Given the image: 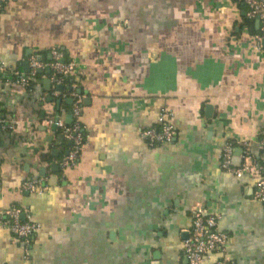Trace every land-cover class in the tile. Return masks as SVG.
Listing matches in <instances>:
<instances>
[{
  "label": "crops",
  "instance_id": "0c3cea01",
  "mask_svg": "<svg viewBox=\"0 0 264 264\" xmlns=\"http://www.w3.org/2000/svg\"><path fill=\"white\" fill-rule=\"evenodd\" d=\"M247 12L245 0L4 5L0 264H190L183 243L197 213L218 216L228 235L225 252L201 264H264L257 179L221 167L225 144L239 168L244 143L257 157L264 134V43ZM52 49L76 64L68 84L54 86L49 68L30 78V58L49 63ZM72 91L87 138L77 166L63 170L71 144L46 119L73 123ZM164 110L175 137L152 147L141 134ZM28 181L47 189L22 191ZM13 207L41 226L27 247L10 233Z\"/></svg>",
  "mask_w": 264,
  "mask_h": 264
},
{
  "label": "built area",
  "instance_id": "2783aa9c",
  "mask_svg": "<svg viewBox=\"0 0 264 264\" xmlns=\"http://www.w3.org/2000/svg\"><path fill=\"white\" fill-rule=\"evenodd\" d=\"M15 0H0V12L5 4ZM248 6L247 16L249 19H258L260 22V31L256 35L257 47L260 49L264 42V0H245ZM50 62L45 63L37 56L30 58L31 73L30 78L35 77L39 70L49 68L51 70L50 80L54 86L64 85L76 74V64L68 60L65 54L52 49L50 52ZM3 68L0 66V72ZM29 77L21 79L23 85H28ZM70 95L76 99L73 108V123L67 125L58 118L46 119L47 126H56L63 137L71 144L67 154L61 162L63 170L75 168L79 162L84 144L86 142V133L80 123L81 101L77 94L72 91ZM78 99V100H77ZM7 121L0 117V129L8 128ZM12 129L11 127H9ZM143 139L148 141L152 147L171 143L175 137V127L173 124V113L164 110L159 116V126L149 128L142 132ZM260 146L259 155L256 157L252 152L253 144L244 143V156L241 167L233 166L234 146L232 143L225 144L221 154V167L231 175L242 178L250 176L256 178L254 197L257 201L264 204V134L258 140ZM43 181H28L21 186L22 191L41 193L47 189ZM23 211L20 208L13 207L6 212V218L9 220V230L16 243L29 246L32 238L40 231V224L33 222L30 216L25 221L21 219ZM220 218L218 216H205L197 213L193 218L192 231L188 239L183 243V254L190 264H201L204 260L211 258L214 254H223L225 245L228 241L227 233L220 230ZM218 264H227L221 261Z\"/></svg>",
  "mask_w": 264,
  "mask_h": 264
},
{
  "label": "water",
  "instance_id": "95a60500",
  "mask_svg": "<svg viewBox=\"0 0 264 264\" xmlns=\"http://www.w3.org/2000/svg\"><path fill=\"white\" fill-rule=\"evenodd\" d=\"M39 59L41 60V58H39ZM59 90H61V87L59 88ZM72 103H73V101H70V104H72ZM70 124H71V122H68V125H70ZM55 168L58 169V166H56ZM53 182H55L54 179H52L51 183H53Z\"/></svg>",
  "mask_w": 264,
  "mask_h": 264
},
{
  "label": "trees",
  "instance_id": "16d2710c",
  "mask_svg": "<svg viewBox=\"0 0 264 264\" xmlns=\"http://www.w3.org/2000/svg\"><path fill=\"white\" fill-rule=\"evenodd\" d=\"M69 82V81H68ZM68 82H67V84H68ZM1 117V116H0ZM71 146V145H70Z\"/></svg>",
  "mask_w": 264,
  "mask_h": 264
}]
</instances>
